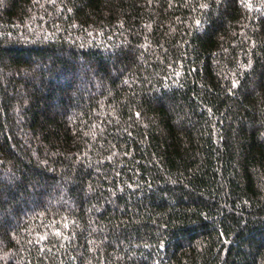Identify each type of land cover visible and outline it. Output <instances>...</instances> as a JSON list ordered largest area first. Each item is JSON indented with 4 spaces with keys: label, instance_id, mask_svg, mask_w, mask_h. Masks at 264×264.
<instances>
[{
    "label": "trees",
    "instance_id": "16d2710c",
    "mask_svg": "<svg viewBox=\"0 0 264 264\" xmlns=\"http://www.w3.org/2000/svg\"><path fill=\"white\" fill-rule=\"evenodd\" d=\"M0 264H264V0H0Z\"/></svg>",
    "mask_w": 264,
    "mask_h": 264
}]
</instances>
